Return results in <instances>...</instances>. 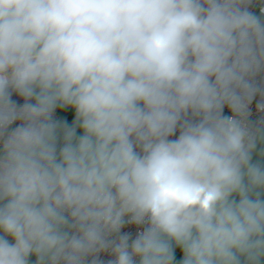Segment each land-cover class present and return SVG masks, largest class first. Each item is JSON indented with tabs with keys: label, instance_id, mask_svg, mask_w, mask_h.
Returning <instances> with one entry per match:
<instances>
[{
	"label": "clouds",
	"instance_id": "obj_1",
	"mask_svg": "<svg viewBox=\"0 0 264 264\" xmlns=\"http://www.w3.org/2000/svg\"><path fill=\"white\" fill-rule=\"evenodd\" d=\"M252 3L0 0V264H264Z\"/></svg>",
	"mask_w": 264,
	"mask_h": 264
},
{
	"label": "built area",
	"instance_id": "obj_2",
	"mask_svg": "<svg viewBox=\"0 0 264 264\" xmlns=\"http://www.w3.org/2000/svg\"><path fill=\"white\" fill-rule=\"evenodd\" d=\"M260 7H264V3H261V0H253V3L249 6V10L252 11V12H254V13H255L256 11L259 12V8H260ZM257 81H258V82H264V75H262V76H260V77H257ZM262 102H264V97H261V96L258 94V95L253 99L252 103L249 105V112H250L249 120H250V122H252V123H258L259 121L264 120V111H259V110L257 109V105H258L259 103H262ZM60 114H61V113H60L59 111L56 113V117H57L58 119H60ZM225 114H226V115L229 114L227 108H225ZM18 124H19V122H17L16 124H14L12 127L14 128V127L18 126ZM177 135H178V133H177ZM173 138H175V137H173ZM124 230H125V231H130V232H132V236H133V238L135 237V234H136V230H135V229H132V228H128V227H126ZM91 259H92V258L90 257V258H89V264H90ZM99 259H100L101 261H103L104 264H107V262H108L110 259H114V257L102 253V254H100V256H99Z\"/></svg>",
	"mask_w": 264,
	"mask_h": 264
},
{
	"label": "trees",
	"instance_id": "obj_3",
	"mask_svg": "<svg viewBox=\"0 0 264 264\" xmlns=\"http://www.w3.org/2000/svg\"><path fill=\"white\" fill-rule=\"evenodd\" d=\"M60 119L61 120H67L69 123L71 122L70 121V117H71V112L70 110L68 112H60ZM62 142V141H61Z\"/></svg>",
	"mask_w": 264,
	"mask_h": 264
},
{
	"label": "rangeland",
	"instance_id": "obj_4",
	"mask_svg": "<svg viewBox=\"0 0 264 264\" xmlns=\"http://www.w3.org/2000/svg\"><path fill=\"white\" fill-rule=\"evenodd\" d=\"M255 13H256L257 15H259V12H258V11H256ZM70 121L72 122V114H71V117H70ZM71 122H70V124H71ZM77 134H78V135L81 134L79 129H77ZM253 159H254V161H255L256 157L254 156ZM179 259H180V257L177 256V260H179ZM34 262H35V257H31V258H30V264H34Z\"/></svg>",
	"mask_w": 264,
	"mask_h": 264
},
{
	"label": "water",
	"instance_id": "obj_5",
	"mask_svg": "<svg viewBox=\"0 0 264 264\" xmlns=\"http://www.w3.org/2000/svg\"><path fill=\"white\" fill-rule=\"evenodd\" d=\"M12 99L13 100H16L18 103L22 104L24 101L22 98L18 97L15 93H13V96H12ZM62 143V142H61Z\"/></svg>",
	"mask_w": 264,
	"mask_h": 264
}]
</instances>
